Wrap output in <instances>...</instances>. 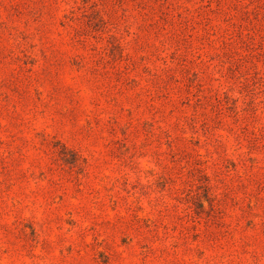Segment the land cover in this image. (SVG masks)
Segmentation results:
<instances>
[{
	"label": "rangeland",
	"instance_id": "obj_1",
	"mask_svg": "<svg viewBox=\"0 0 264 264\" xmlns=\"http://www.w3.org/2000/svg\"><path fill=\"white\" fill-rule=\"evenodd\" d=\"M0 264H264V0H0Z\"/></svg>",
	"mask_w": 264,
	"mask_h": 264
}]
</instances>
